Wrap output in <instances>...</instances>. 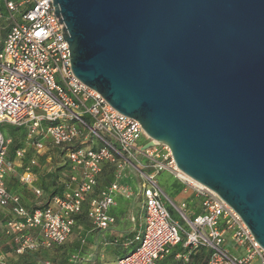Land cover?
<instances>
[{"label":"water","instance_id":"1","mask_svg":"<svg viewBox=\"0 0 264 264\" xmlns=\"http://www.w3.org/2000/svg\"><path fill=\"white\" fill-rule=\"evenodd\" d=\"M52 1L73 74L264 249V0Z\"/></svg>","mask_w":264,"mask_h":264},{"label":"built area","instance_id":"2","mask_svg":"<svg viewBox=\"0 0 264 264\" xmlns=\"http://www.w3.org/2000/svg\"><path fill=\"white\" fill-rule=\"evenodd\" d=\"M53 11L52 0H0V27L6 28L0 47V208L12 215L0 226L14 244L13 253L65 243L84 209L98 229L114 223L109 212L114 195H130L119 181L128 169L139 177L144 225L134 236L137 246L116 264H166L168 256L169 264H193L191 255L200 249L207 252L204 264H264V249L230 205L186 178L167 145L143 149L149 137L141 123L118 112L73 74L69 45ZM4 124L26 132L12 158ZM142 134L147 140L138 146ZM50 149L63 152L68 167L67 177L60 178L63 192L47 205L27 207L9 191L6 178L19 168L18 182L40 196L35 157L24 161L31 151L39 156ZM105 166L114 168L115 179L98 187ZM164 170L195 189L199 214L189 216L185 202L176 205L165 194L157 181ZM168 202L181 221L171 216ZM0 264H8L2 253ZM65 264H80V259L73 256Z\"/></svg>","mask_w":264,"mask_h":264},{"label":"rangeland","instance_id":"3","mask_svg":"<svg viewBox=\"0 0 264 264\" xmlns=\"http://www.w3.org/2000/svg\"><path fill=\"white\" fill-rule=\"evenodd\" d=\"M2 28L0 27V33L2 32ZM12 126L8 125V124H4L2 125V132L3 135L5 136V139L7 140V145H8V151L9 149L15 144V140H19L20 139V134L19 133H15L13 135L9 134V132L11 131ZM145 140H147L146 136L144 134L141 135L140 139L137 142V145L139 146L141 143H143ZM52 150V149H50ZM50 150H48L47 152H49ZM51 152V151H50ZM29 158H34L37 162V172H38V178L39 181L41 179L42 183H43V190H42V194L40 196H37L33 193L31 187H24L23 185H21L18 182V172L20 171L19 168H17L16 173L8 175L6 178V184L7 187L10 191L15 192V193H19V195L23 198H25L26 200V204L29 207L34 206L35 204H40V203H45L48 199V195L52 190L53 184H52V178L53 175L52 173L54 172L55 174H60L61 176L65 175L66 172H64L63 170V174L62 171L59 172L58 170H56L57 168V154L56 152H54V154H52V158L49 157L46 160H42L40 158V155H35L32 151L29 152ZM8 155H10V153H8ZM53 165V166H52ZM56 170V171H55ZM115 170L113 167L111 166H105L104 169L102 170V173L99 176V187L100 186H104L106 184H108L109 182L113 181L115 179L114 177V173ZM170 172L164 170L162 172H160L157 175V181L159 183V185L162 187L165 186V179H164V175H169ZM131 174H133L134 176L132 177V179L129 177L131 176ZM171 174V173H170ZM172 175V174H171ZM171 175H169V177L171 178ZM169 178V180H170ZM168 180V181H169ZM38 181V182H39ZM119 181L121 182V184L127 189V192L130 194L129 197H133L135 195V193H137V191H139V189L141 190V188H139V177L137 176V173H135V171H129L128 169H124L122 172V175L119 178ZM165 192L167 194V196L172 199V201L176 204L179 205L182 201V195L179 194V188L178 187H174L173 189L167 190L166 188ZM177 189V190H175ZM122 196V195H120ZM119 194H115L114 195V199L117 202H123L124 199L122 197H120ZM135 204L137 206H140V204L142 203V199L140 200V198H138L136 201L134 200ZM170 214L173 218L175 219H179L181 221V217L178 213V211H176L168 202L167 204ZM113 207V206H112ZM6 208H0V219L1 218H8V217H12L11 214L7 213ZM134 214L136 216H138V208H136ZM86 217V216H85ZM94 226L90 223L89 219L86 217L85 220L84 218L82 220H80V222H77L72 234L70 235V237L68 238V240L60 245H51L50 247L47 248H40L38 250H30V252L32 251V253L37 252L36 254H31L29 256H27V259H38V260H51V261H55V262H60V263H66L69 262L70 259L73 256H77L79 257V259L83 262V264H104L105 260H109L111 258H114L115 256H112L110 254V252L112 253L114 248L117 249V254L120 253L122 251V249L124 248L122 244L118 243L117 245L115 244H110L109 245V254L112 257H108L105 259L101 256L100 252L98 251L99 246H96L95 244V231L96 228H93ZM141 231V230H139ZM134 238V237H133ZM134 240V239H133ZM127 243H129L127 241ZM139 242L135 241L133 246L128 247L127 250L128 252H130L132 250V248H135V246H137ZM182 244V243H181ZM181 244H179V248L181 249ZM112 246H116V247H112ZM13 248H14V244L11 240V238L9 236H7L6 234L1 232V226H0V253H2L4 255V259L8 262H18L20 260H18L20 257H18V255H16L15 253H13ZM116 254V256H117Z\"/></svg>","mask_w":264,"mask_h":264},{"label":"crops","instance_id":"4","mask_svg":"<svg viewBox=\"0 0 264 264\" xmlns=\"http://www.w3.org/2000/svg\"><path fill=\"white\" fill-rule=\"evenodd\" d=\"M169 175L171 174L169 173ZM169 175L163 176L164 179L166 180L164 183L165 186L162 185L161 187L163 191L165 192L164 188H166L167 190H170V189H173L174 187H178L180 191L179 194L182 195L181 202L186 203V213L189 216H195L199 214L202 211L201 199L197 195L195 189L192 186L186 185L185 183L179 181L173 175H171V178H170ZM133 176L134 175L131 174V176L129 177L132 179ZM111 182H109L108 184H110ZM104 186H100V187H104ZM98 187H99V183H98ZM139 193L140 192L137 191V193H135L133 197H127L125 195L119 194V196L122 195L120 197H122L124 201L120 203L115 201L116 204L113 207H111L109 210V212L115 216V222L110 224L105 229H98L96 227H93V228H96L95 237L93 240H95L96 246H99L98 251L100 252L101 256L105 259L107 258V256L108 257L115 256L114 258L105 260L104 264H116V261L119 257L127 254L128 253L127 248L133 246L135 242L133 240L134 239L133 237L139 230H142L143 228L144 211H143L142 203L140 204V206H137L134 202V200L136 201L138 198H140V200L142 199ZM22 200L23 202L26 203L25 198L22 197ZM136 208H138V214H139L138 216L134 214ZM127 241L129 243H127ZM118 243L122 244L124 248L118 254H117V249L114 248L113 252L112 253L110 252V254L112 255L111 256L109 254V248H108L109 245L110 244L117 245ZM112 247H116V246H112ZM133 249L134 248H132V250ZM176 250H178L177 247H176ZM171 260H172V257L168 256L165 260V263L169 264ZM80 264H83L81 260H80Z\"/></svg>","mask_w":264,"mask_h":264},{"label":"trees","instance_id":"5","mask_svg":"<svg viewBox=\"0 0 264 264\" xmlns=\"http://www.w3.org/2000/svg\"><path fill=\"white\" fill-rule=\"evenodd\" d=\"M5 31H6V28H2V32L0 33V47H1L2 39L4 38V35H5ZM15 133H19L20 134V139L19 140H15V144L9 149V151H8V153H10V155H8L9 158H12L15 149L23 144V141H24L25 135H26V132H25L24 128L19 127V126H12V129L9 132V134L13 135ZM50 151L45 153V154H43V155H40L41 161L42 160H46L49 157L52 158V154H54V152H56L57 157H58L57 162H56L57 163L56 170H58L59 172L62 171V174H63V170H64V172H66V174L61 176L60 174L58 175V174H55L54 172L52 173V175H53V178H52L53 187H52V190L49 193L48 199L44 203V205H47L49 203V201L53 198V196L61 195V193L63 192V186L60 184V178L67 177V175H68V167L63 162V157H62L63 152H61L60 150H57V149H52ZM29 155H30V153L27 154L24 162H26L29 159ZM37 166L38 165H35L33 167V170L38 174L37 169H36ZM39 183H40V187L43 190V183H42L41 179H40ZM13 193H15V192H13ZM17 194H19V193H17ZM23 203L27 206V204L25 202H23ZM85 216L86 215H85V209H84L82 214L76 216L77 222H80V220H82L83 218L85 220V218H86ZM10 218H11V216L8 217V218L7 217L6 218H1L0 219V224H3L5 221L9 220ZM40 248H38V249H40ZM38 249H36V250H38ZM36 253L37 252L32 253V251L30 252V250H26L22 254L18 255V257H20L18 260H20V261L16 262L17 261L16 260L13 263L12 262L9 263L8 259H7V262H8V264H43L45 261H51V260H38V259H35V258L27 259V256H29L31 254H36ZM206 257H207V252L204 249H200L197 252L192 253L191 260H192L193 264H204V262L206 260ZM53 262H55V261H53ZM57 263L65 264L64 262L63 263L57 262Z\"/></svg>","mask_w":264,"mask_h":264},{"label":"bare ground","instance_id":"6","mask_svg":"<svg viewBox=\"0 0 264 264\" xmlns=\"http://www.w3.org/2000/svg\"><path fill=\"white\" fill-rule=\"evenodd\" d=\"M184 176H185L186 178H188V179H189L191 182H193L194 184L202 185V184L196 182L195 180H193L192 178H190L189 176H187L186 174H184Z\"/></svg>","mask_w":264,"mask_h":264}]
</instances>
